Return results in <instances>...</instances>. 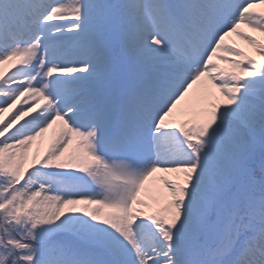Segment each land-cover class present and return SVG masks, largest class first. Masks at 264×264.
Listing matches in <instances>:
<instances>
[{
  "label": "snow or ice",
  "instance_id": "snow-or-ice-1",
  "mask_svg": "<svg viewBox=\"0 0 264 264\" xmlns=\"http://www.w3.org/2000/svg\"><path fill=\"white\" fill-rule=\"evenodd\" d=\"M0 264H264V0H0Z\"/></svg>",
  "mask_w": 264,
  "mask_h": 264
},
{
  "label": "rangeland",
  "instance_id": "rangeland-1",
  "mask_svg": "<svg viewBox=\"0 0 264 264\" xmlns=\"http://www.w3.org/2000/svg\"><path fill=\"white\" fill-rule=\"evenodd\" d=\"M228 40H229L230 43L231 42H235L237 45H239L240 47L244 48L246 51L251 52V50L248 48V46L247 45H244L243 42L240 41V40H238V38H236L235 36L228 38ZM4 67L7 68L8 65H5ZM221 67H227V65L221 63ZM158 183L159 182L157 181V184ZM158 198H159V193L158 192H155V191H152V192H150L149 194H147L145 196V199H146L147 203L150 205V207H147V208L144 209L145 212L152 211V209L154 211L156 209L157 205L154 203V201L156 199H158Z\"/></svg>",
  "mask_w": 264,
  "mask_h": 264
},
{
  "label": "bare ground",
  "instance_id": "bare-ground-1",
  "mask_svg": "<svg viewBox=\"0 0 264 264\" xmlns=\"http://www.w3.org/2000/svg\"><path fill=\"white\" fill-rule=\"evenodd\" d=\"M51 133L52 130L50 129L49 132L46 133L42 139H38L36 142H34L33 152H35L36 148H39L40 151H43L46 148L47 144L50 141ZM158 175H165V174H158Z\"/></svg>",
  "mask_w": 264,
  "mask_h": 264
}]
</instances>
